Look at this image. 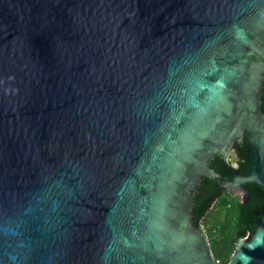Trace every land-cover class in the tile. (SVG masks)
<instances>
[{"label": "water", "instance_id": "obj_1", "mask_svg": "<svg viewBox=\"0 0 264 264\" xmlns=\"http://www.w3.org/2000/svg\"><path fill=\"white\" fill-rule=\"evenodd\" d=\"M222 190L264 264V0H0V264H218Z\"/></svg>", "mask_w": 264, "mask_h": 264}, {"label": "trees", "instance_id": "obj_2", "mask_svg": "<svg viewBox=\"0 0 264 264\" xmlns=\"http://www.w3.org/2000/svg\"><path fill=\"white\" fill-rule=\"evenodd\" d=\"M241 143L239 137L234 143V153H237V147ZM236 155L238 167L242 159ZM221 160L226 167H232L229 158ZM239 204L240 198L236 194L222 190L197 217V224L204 227L212 254L218 264H226L237 240L247 235L246 223L238 214ZM244 230V234L240 235Z\"/></svg>", "mask_w": 264, "mask_h": 264}, {"label": "flooded vegetation", "instance_id": "obj_3", "mask_svg": "<svg viewBox=\"0 0 264 264\" xmlns=\"http://www.w3.org/2000/svg\"><path fill=\"white\" fill-rule=\"evenodd\" d=\"M236 154L237 153H234V151H231L230 154L227 156V158L230 159V163H231L232 167H237L236 166V164H237V160H236L237 159V155ZM236 196L240 198V195L236 194Z\"/></svg>", "mask_w": 264, "mask_h": 264}, {"label": "rangeland", "instance_id": "obj_4", "mask_svg": "<svg viewBox=\"0 0 264 264\" xmlns=\"http://www.w3.org/2000/svg\"><path fill=\"white\" fill-rule=\"evenodd\" d=\"M230 157V156H229Z\"/></svg>", "mask_w": 264, "mask_h": 264}]
</instances>
